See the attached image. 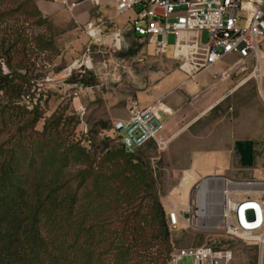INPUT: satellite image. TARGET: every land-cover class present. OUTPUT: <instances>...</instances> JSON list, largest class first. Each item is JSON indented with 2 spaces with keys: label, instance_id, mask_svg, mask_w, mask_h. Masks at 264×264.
<instances>
[{
  "label": "trees",
  "instance_id": "obj_1",
  "mask_svg": "<svg viewBox=\"0 0 264 264\" xmlns=\"http://www.w3.org/2000/svg\"><path fill=\"white\" fill-rule=\"evenodd\" d=\"M37 2L0 0V264H170L175 246L152 161L120 136L81 133L69 105L49 116L46 103L28 108L47 74L40 55L56 50ZM14 11L50 36H29L6 18ZM67 81L98 82L91 73Z\"/></svg>",
  "mask_w": 264,
  "mask_h": 264
},
{
  "label": "rangeland",
  "instance_id": "obj_2",
  "mask_svg": "<svg viewBox=\"0 0 264 264\" xmlns=\"http://www.w3.org/2000/svg\"><path fill=\"white\" fill-rule=\"evenodd\" d=\"M6 1L13 6L17 0ZM100 1L98 7L88 9L86 14L83 10L73 15L77 8L79 11L84 6L70 11L57 4L60 8L53 16L44 15L49 19L56 45V50L40 55L47 74L40 80L36 97L40 94L43 107L46 103V115L59 106L69 105L79 114L81 133L86 134L91 128L100 130L98 142L105 136H118L114 124L129 118L131 99L141 106L164 103L170 107L167 97L154 99L156 91L171 90L169 94L177 100L172 117L166 120V134L176 137L164 151L153 144L140 151L155 167L157 190L166 210L170 206L193 204L192 223L172 231L175 248L214 245L217 240L226 239L232 242L233 264H260L258 247L238 237H227L220 219L201 222L204 207L200 202L197 204V190L200 182L210 176L228 177L220 170L215 172L228 164L227 153L216 156L214 152L227 151L233 155L237 141L252 142L254 163L250 171L237 169L231 157L234 177H249L253 170L264 168V46L262 79L255 76V64L242 63L237 58L200 70L192 78L186 72V63L173 57L174 34L168 36L165 54L145 39H134L128 32L118 42L117 27L111 21L124 25L126 16H115L114 0ZM6 18L20 24L24 23L25 16L14 11ZM89 22L101 25L103 32L102 42L92 45V68L80 66L91 43L86 30ZM25 27L29 36H50L46 25L28 22ZM207 41L204 33L202 43ZM89 73L97 78V85L83 87L67 81L72 75L80 77ZM182 81L189 82L184 87L178 86ZM47 94L49 99L45 102ZM101 122H108L110 129L102 130ZM194 221L202 225L196 226ZM181 264H193V259L186 257Z\"/></svg>",
  "mask_w": 264,
  "mask_h": 264
},
{
  "label": "built area",
  "instance_id": "obj_3",
  "mask_svg": "<svg viewBox=\"0 0 264 264\" xmlns=\"http://www.w3.org/2000/svg\"><path fill=\"white\" fill-rule=\"evenodd\" d=\"M48 1L61 4L70 11L80 5V2L71 0ZM114 13L116 17L126 16L125 24L119 25L115 35L118 42L132 31L165 54L168 36L174 34L173 57L186 63V72L192 78L200 70L211 69L228 58H237L242 63L255 64V76L262 79L264 0H114ZM86 30L91 43L80 66L92 68V45L102 42L103 32L96 22H89ZM204 33L208 36L205 44L202 43ZM39 98L40 94L37 97L28 96V108L39 103ZM165 106L164 103L141 106L137 100H130L129 118L114 124L127 150L149 144L160 151L167 149L176 135L166 134V120L172 117L173 111ZM89 144L90 141L87 142ZM221 178L224 184L220 220L225 235L256 245L262 264L264 168L253 170L249 177ZM167 218L171 231L185 223H192L193 204L170 206ZM227 241L219 239L214 245L174 248L170 264H181L186 257H191L193 264H233V250Z\"/></svg>",
  "mask_w": 264,
  "mask_h": 264
},
{
  "label": "crops",
  "instance_id": "obj_4",
  "mask_svg": "<svg viewBox=\"0 0 264 264\" xmlns=\"http://www.w3.org/2000/svg\"><path fill=\"white\" fill-rule=\"evenodd\" d=\"M71 1H77V2H80V5L79 6H84L81 10H77L76 9V11H75V13H73V15H75V14H81L82 13V11L83 10H86L83 14H86L87 13V10L89 9H94V7H98V4H100L102 1H100V0H71ZM37 4H38V6H39V8H40V10L43 12V14L44 15H48L49 17L50 16H53V12H55V11H57V10H59V8H60V6H58L57 4L58 3H52V2H50V1H48V0H38V2H37ZM59 5H61V4H59ZM78 6V7H79ZM63 7V6H62ZM73 11V10H72ZM89 12V11H88ZM111 20V19H110ZM111 23H113L114 25H115V27H117L116 29L118 30V27H119V25H117L115 22H114V20H112L111 21ZM101 26V25H100ZM103 27V26H102ZM103 28H105V27H103ZM102 29V28H101ZM102 36H103V34H102ZM223 62V61H222ZM221 63V62H220ZM219 65V64H218ZM217 65V66H218ZM199 74V73H198ZM196 78H197V75H196ZM179 82V81H178ZM188 82L189 81H182L178 86H182V87H184L185 85H187L188 84ZM177 84V83H176ZM190 89H192L193 90V88H190ZM171 92V90H164V91H161V92H159V91H156V94H155V101H157V100H160L161 98H164V97H167V99H168V104L170 105V108L171 109H173L172 107L175 105V100H177V98H176V96H172V94H169ZM148 105H150V103L149 104H147V105H145V106H148ZM174 110V109H173ZM223 152H225V153H227V156H226V158L228 159V164L226 165V167H224V169L222 168V169H215V172H219V170H220V172L222 173V174H226V176H228V178H236V177H234V174H233V172H232V170H231V167H232V160H231V157H232V159H233V155L232 154H230V152H227V151H216V152H214V154H216V156H219V155H221V153H223ZM232 155V156H231ZM202 156H204V155H202ZM235 172V171H234Z\"/></svg>",
  "mask_w": 264,
  "mask_h": 264
},
{
  "label": "bare ground",
  "instance_id": "obj_5",
  "mask_svg": "<svg viewBox=\"0 0 264 264\" xmlns=\"http://www.w3.org/2000/svg\"><path fill=\"white\" fill-rule=\"evenodd\" d=\"M254 75V74H253ZM256 75V74H255ZM164 107V106H163ZM165 108H168L165 106ZM224 184L223 178H212L206 181L200 191H198V201L204 207L203 212L201 213V222L202 221H211L221 219V210L223 205V195L222 187ZM200 221H194V225L201 226ZM219 222V221H218Z\"/></svg>",
  "mask_w": 264,
  "mask_h": 264
},
{
  "label": "water",
  "instance_id": "obj_6",
  "mask_svg": "<svg viewBox=\"0 0 264 264\" xmlns=\"http://www.w3.org/2000/svg\"><path fill=\"white\" fill-rule=\"evenodd\" d=\"M122 128V126L120 127ZM254 157H253V146L251 141L241 142L237 141L235 145V150L233 153V164L237 169L241 170H251L253 168ZM221 178V176H210L200 182L198 190L200 191L202 185L212 179V178Z\"/></svg>",
  "mask_w": 264,
  "mask_h": 264
}]
</instances>
